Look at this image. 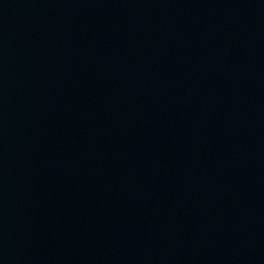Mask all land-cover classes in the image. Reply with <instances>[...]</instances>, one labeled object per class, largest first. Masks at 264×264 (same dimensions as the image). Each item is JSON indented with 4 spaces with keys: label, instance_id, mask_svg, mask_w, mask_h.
I'll return each mask as SVG.
<instances>
[{
    "label": "water",
    "instance_id": "1",
    "mask_svg": "<svg viewBox=\"0 0 264 264\" xmlns=\"http://www.w3.org/2000/svg\"><path fill=\"white\" fill-rule=\"evenodd\" d=\"M0 264H264V0H0Z\"/></svg>",
    "mask_w": 264,
    "mask_h": 264
}]
</instances>
